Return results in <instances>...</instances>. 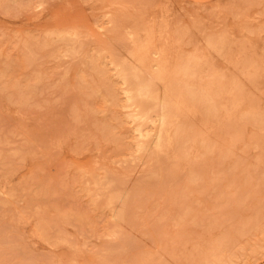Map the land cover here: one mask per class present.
<instances>
[{
  "label": "rangeland",
  "instance_id": "obj_1",
  "mask_svg": "<svg viewBox=\"0 0 264 264\" xmlns=\"http://www.w3.org/2000/svg\"><path fill=\"white\" fill-rule=\"evenodd\" d=\"M263 3L0 0V264H264Z\"/></svg>",
  "mask_w": 264,
  "mask_h": 264
},
{
  "label": "bare ground",
  "instance_id": "obj_2",
  "mask_svg": "<svg viewBox=\"0 0 264 264\" xmlns=\"http://www.w3.org/2000/svg\"><path fill=\"white\" fill-rule=\"evenodd\" d=\"M157 1H158V0H157ZM216 2H217V1H216ZM243 2H244V1H243ZM150 3H151V2H150ZM148 4H149V3H148ZM263 4H264V3H263ZM150 5H151V4H150ZM236 14H238V13H236ZM245 14H246V13H245ZM191 20H192V19H191ZM241 20H242V19H241ZM177 21H178V20H177ZM165 23H166V22H165ZM165 23H164V25H165ZM179 23H180V22H179ZM159 24H160V23H159ZM166 25H168V24H166ZM147 26H148V25H147ZM161 27H163V26H161ZM166 27H167V26H166ZM175 28H176V27H175ZM146 29H147V27H146ZM144 30H145V29H144ZM160 30H161V28H160ZM66 32H67V31H66ZM54 33H56L57 35H60V34L62 33V31L58 30V31H55ZM72 33H73V32H72ZM56 34H55V35H56ZM150 35H151V33H150ZM54 37H55V36H54ZM59 38H60V37H59ZM55 40H56V39H55ZM179 41H180V40H179ZM241 41H242V40H241ZM68 43H69V42H68ZM75 43H76V42H75ZM181 43H182V42H181ZM167 44H168V43H167ZM250 45H251V44H250ZM157 46H158V45H157ZM60 47H61V46H60ZM152 47H153V46H152ZM158 47L160 48L161 46L159 45ZM62 48H63V47H62ZM143 48H144V47H143ZM159 48H158V50H159ZM148 49H149V47H148ZM58 51H59V50H58ZM63 51H64V50H63ZM63 51H62V52H63ZM135 51H136V50H135ZM137 51H138V50H137ZM144 51H145V50H144ZM160 51H161V50H160ZM147 52H148V51H147ZM56 53H57V52H56ZM64 53H65V52H64ZM145 53H146V52H145ZM71 54H72V53H71ZM71 54H70V55H71ZM142 54H143V53H142ZM72 55H73V54H72ZM145 55H146V54H145ZM157 55H158V54H157ZM67 56H69V55H67ZM70 57H71V56H70ZM142 57H143V56H142ZM147 58H148V57H147ZM85 59H86V58H85ZM138 59H139V58H138ZM145 59H146V58H145ZM143 60H144V58H143ZM160 60H161V59H160ZM139 61H140V60H139ZM136 62H137V61H136ZM140 62H141V61H140ZM143 62H144V61H143ZM134 63H135V61H134ZM136 64H137V63H136ZM139 64H140V63H139ZM154 64H155V63H154ZM162 64H163V63H162ZM142 65H143V63L140 64L139 66H136V67H139V68H140V66H142ZM157 65H158V63H157ZM157 65H156V66H157ZM121 66H122V65H121ZM143 66H144V65H143ZM143 66H142V67H143ZM118 67H120V66H118ZM131 67H134V66H130V68H131ZM144 67L147 68L146 66H144ZM159 67H161V66H159ZM134 68H135V67H134ZM145 68H141V70L143 69L144 71H146ZM118 69H119V68H118ZM123 69H126V67L124 66ZM123 69H120V70H122L123 73H125L126 70H125V72H124ZM135 69H136V68H135ZM147 69H148V68H147ZM111 70H112V69H111ZM120 70H119V71H120ZM143 70H142V72H143ZM134 71H136L137 73L139 72V70H137V69H136V70H134V69L132 70V72H134ZM80 72H81V69H80ZM159 72H160V70H159ZM121 75H122V73L120 74V76H121ZM133 75H134V73H133ZM122 76H123V75H122ZM127 76H128V75H126V77H127ZM130 76H132V75H130ZM135 76H136V77H135ZM134 77L137 78L138 76L135 74ZM104 78H105V77H104ZM118 78H119V77H118ZM124 78H125V77H124ZM124 78H123V79H124ZM130 78H131V77H130ZM135 78H133V80H134ZM168 78H169V77H168ZM96 79H97V78H96ZM123 79H122V80H123ZM125 79H127V81H128L129 78H125ZM125 79H124V80H125ZM101 80H102V79H101ZM129 80H130V79H129ZM125 81H126V80H125ZM127 81H126V82H127ZM130 81H132V80H130ZM103 82H104V81H103ZM142 82H143V81H142ZM156 82H157V81H156ZM193 82H194V81H193ZM107 83H109V82H107ZM121 83H122V82H121ZM130 83H131V82H129V85H128V86H130ZM132 83H133V82H132ZM159 83L161 84L160 81L158 82V84H159ZM194 83H195V82H194ZM199 83H200V82H199ZM215 83H216V82H215ZM105 84H106V83H105ZM112 84H113V83H112ZM126 84H127V83H126ZM138 84H139V83H138ZM138 84H136V87H138V88H142V87L139 86ZM148 84H149V83H148ZM160 84H159V87H160ZM131 85H132V84H131ZM165 85H166V84H165ZM168 85H169V84H168ZM169 86H171V85H169ZM173 86H174V85H173ZM207 86H208V85H207ZM238 86H239V85H238ZM108 87H109V86H108ZM156 87H158V85L155 86V88H156ZM202 87H203V86H202ZM105 88H107V87L105 86ZM96 89H97V88H96ZM111 89H112V88H111ZM114 89H115V88H114ZM131 89H132V88H131ZM131 89H130V90H131ZM133 89H135V88H133ZM133 89H132V90H133ZM152 89H153V88H152ZM138 90H139V89H138ZM141 90H142V89H141ZM157 90H158V88L156 89V92H157ZM160 90H161V87H160ZM205 90H206V89H205ZM231 90H232V89H231ZM114 91H115V90H114ZM165 91H167V90H165ZM177 91H178V90H177ZM232 91H233V90H232ZM121 92H122V91H121ZM124 92H125V91H124ZM132 92L134 93V91H132ZM152 92H153V91H151V93H152ZM154 92H155V91H154ZM154 92H153V94L156 93V92H155V93H154ZM159 92H161V91H159ZM163 92H164V91H163ZM228 92H229V91H228ZM256 92H257V91H256ZM116 93H117V92H116ZM116 93H114V94H116ZM129 93H131V92H129ZM137 93H138V92H137ZM151 93L149 92L150 95H151ZM157 93H158V92H157ZM123 94H124V93H123ZM127 94H128V93H127ZM135 94H136V93H135ZM163 94H164V93H163ZM178 94H179V93H178ZM233 94H234V92H233ZM121 95H122V94H121ZM144 95H145V94H144ZM159 95L161 96V94H159ZM166 95H167V94H166ZM255 95H256V93H255ZM152 96H153V95H152ZM155 96H156V97H155ZM180 96H181V95H180ZM180 96H179V97H180ZM114 97H115V96H113V98H114ZM125 97H126V96H125ZM131 97H132V96H131ZM149 97H150V96H149ZM154 97H155V98H158L159 96L157 97V94H155ZM161 97H162V100H164V99H163L164 96H161ZM173 97H174V96H173ZM181 97H182V96H181ZM254 97H255V96H254ZM256 97H257V95H256ZM115 98H116V97H115ZM120 98H121V97H120ZM122 98H123V96H122ZM155 98H154V100H155ZM165 98H166V97H165ZM183 98H184V97H183ZM239 98H240V97H239ZM250 98H252V97H250ZM159 99H160V98H159ZM108 100H109V99H108ZM108 100H107V101H108ZM116 100H117V99H116ZM124 100H126V99H124ZM128 100H129V99H128ZM130 100H131V99H130ZM133 100H134V99H133ZM133 100H132V101H133ZM172 100H173V99H172ZM241 100H242V99H241ZM246 100H247V99H246ZM250 100H251V99H250ZM252 100H253V98H252ZM254 100H255V99H254ZM254 100H253V103H254ZM165 101H166V100H165ZM175 101H176V100H175ZM175 101H174V102H175ZM244 101H245V100H244ZM256 101H261V100H257V99H256ZM181 102H182V101H181ZM194 102H195V101H194ZM250 102H252V101H250ZM133 103H134V102H133ZM133 103H132V104H133ZM157 103H158V101H157ZM168 103L171 104V102H169V100L167 101V104H168ZM224 103H225V102H224ZM241 103H242V102H241ZM246 103H247V102H246ZM120 104H121V103H120ZM122 104H123V103H122ZM182 104H183V103H181V106H183ZM187 104H190V103H187ZM137 105H138L139 109H138V111L135 113V116H137V115H140V116H141V115H147V113H148V109H149V111H150V105H149L146 101L139 100L138 103H137ZM171 105H172V104H171ZM175 105H176V104H175ZM175 105H174V107H176ZM192 105H193V104H192ZM192 105H191V106H192ZM239 105H240V104H239ZM242 105H243V104H242ZM224 106H225V105H224ZM233 106H234V105H233ZM257 106H258V104H257ZM174 107H173V108H174ZM178 107H179V105H178ZM178 107H177V108H178ZM183 107H184V106H183ZM192 107H193V106H192ZM185 108H186V107H185ZM185 108H182V109L184 110ZM188 108H189V107H188ZM194 108H195V107H194ZM245 108H246V107H245ZM245 108H243V110H244ZM127 109H129V108H127ZM175 109H176V108H175ZM176 110H177V109H176ZM178 110H180V108H179ZM178 110H177V113H178V112L180 113V111H178ZM186 110L189 111L190 109H189V110L186 109ZM193 110H195V109H193ZM197 110H198V109H197ZM135 111H136V110H135ZM135 111H134V112H135ZM184 111H185V110H184ZM241 111H242V110H241ZM246 111H247V110H246ZM256 111H257V110H256ZM134 112H132V113H134ZM157 112H158V111H157ZM185 112H186V111H185ZM230 112H232V111H230ZM149 113H150V112H149ZM153 113H154V112H153ZM186 113H187V112H186ZM189 113H190V111H189L187 114H189ZM199 113H200V112H199ZM222 113H223V111L221 112V114H222ZM154 114H155V113H154ZM180 114L182 115V112H181ZM260 114H262V113H260ZM163 115H164V114H163ZM178 115H179V114H178ZM181 115H180V116H181ZM197 115H199V114H197ZM201 115H202V114H200V116H201ZM230 115H231V114H230ZM258 115H259V114H258ZM152 116H153V115H152ZM155 116L159 117V122L161 123L162 120H161V116H159V113H156ZM202 116H203V115H202ZM226 116H227V115H226ZM228 116H229V115H228ZM168 117H169V115H168ZM223 117H224V116H223ZM260 117H261V116H260ZM133 118H134V116H133ZM165 118H166V117H165ZM171 118L173 119L174 117L171 116ZM184 118H185V117H184ZM199 118H200V117H199ZM203 118H204V117H203ZM203 118H202V119H203ZM220 118H221V117H220ZM228 118H229V117H228ZM262 118H263V117H262ZM262 118H261V119H262ZM157 119H158V118H157ZM167 119H169V118H167ZM177 119H178V117H177ZM185 119H186V118H185ZM185 119H183V120H185ZM187 119H188V118H187ZM206 119H207V118H206ZM223 119H224V118H223ZM131 120H132V119H131ZM181 120H182V119H181ZM211 120H212V119H211ZM211 120H210V121H211ZM221 120H222V119H221ZM227 120H228V119H227ZM145 121H146V120H145ZM228 121H229V120H228ZM228 121H227V124H228ZM238 121H239V120H238ZM244 121H245V119H244ZM159 122H158V123H159ZM165 122H167V121H165ZM183 122H184V121H183ZM201 122H202V120H201ZM212 122H213V121H212ZM212 122H210V123L212 124ZM219 122H220V121H219ZM225 122H226V121H224V123H225ZM190 123H191V121H190ZM192 123H193V122H192ZM204 123H205V122H204ZM206 123H207V121H206ZM206 123H205V124H206ZM208 123H209V122H208ZM213 123H215V122H213ZM234 123H235V122H234ZM239 123H240V122H239ZM239 123L237 122L236 124H239ZM249 123H250V122H249ZM149 124H150V123H149ZM151 124H152V123H151ZM205 124H204V125H205ZM250 124H251V123H250ZM153 125H154V123H153ZM156 125H157V124H156ZM194 125H196V127H197V124H193V128H195ZM204 125H203V128L206 126V125H205V126H204ZM215 125H216V124H215ZM217 125H219V124H217ZM222 125H223V123H222ZM224 125H226V124H224ZM258 125H259V124H258ZM261 125H262V124H261ZM148 126H149V125H148ZM139 127H140V126H139ZM198 127H199V125H198ZM209 127H211V126H209ZM237 127H240V125L237 126ZM262 127H263V126H262ZM199 128H202V127L200 126ZM199 128H198V129H199ZM241 128H242V127H241ZM241 128H240V129H241ZM146 129H147V128H146ZM152 129H153V128H152ZM198 129H197V130H198ZM260 129H261V128H260ZM260 129H259V130H260ZM263 129H264V128H263ZM158 130H159V129H158ZM193 130H194V129H193ZM204 130H205V128H204ZM207 130H208V128H207ZM212 130H213V129H212ZM221 130H222V129H221ZM225 130H226V129H225V127H224V131H225ZM236 130H238V129H236ZM257 130H258V128H257ZM259 130H258V131H259ZM144 131H145V129H144ZM147 131H148V130H147ZM164 131H165V130H164ZM194 131H196V130H194ZM201 131H202V132H205V131H203V130H201ZM214 131L216 132L217 130H214ZM227 131H228V130H227ZM227 131H226V133H227ZM139 132H140V131H139ZM196 132L199 134L200 131H196ZM196 132H195V133H196ZM222 132H223V131H222ZM222 132H221V133H222ZM141 133H142V132H141ZM144 133H145V132H144ZM153 133H154V132H153ZM153 133H152V136H154V137L148 138L145 142L142 143L141 146H143V148H145L144 146H146V145L148 146V144H149V145H150V144H153V145H154V144H157V142L161 139V138H160V137H161V135H160V130H159V132H157V134L154 133L155 135H154ZM161 133H162V132H161ZM167 133H168V132H167ZM171 133H172V132H171ZM234 133H235V132H234ZM236 133H237V131H236ZM137 134H139V133H137ZM204 134H205V133H204ZM219 134H220V133H219ZM239 134H240V133H238V135H239ZM241 134H242V132H241ZM241 134H240V135H241ZM263 134H264V133H263ZM196 135H197V134H196ZM209 135H210V134H209ZM212 135H213V134H212ZM226 135H228V133H227ZM259 135H260V134H259ZM138 136H139V135H138ZM138 136H137V137H138ZM143 136H144V135H143ZM194 136H195V135H194ZM233 136H234V135H233ZM233 136H232V137H233ZM250 136H251V135H250ZM255 136H256V135H255ZM261 136H262V135H261ZM148 137H149V136H148ZM197 137H198V135H197ZM216 137H217V135H216ZM216 137H215V138H216ZM146 138H147V137H146ZM209 138H210V137H209ZM235 138H236V137H235ZM218 139H219V137H218ZM227 139H229V138L227 137ZM236 139H237V138H236ZM242 139H243V138H241V140H242ZM254 139H255V138H254ZM194 140H195V139H194ZM196 140H197V139H196ZM199 140H200V139H199ZM210 140H211V139H210ZM231 140H232V139H231ZM231 140H229V141H231ZM248 140H249V139H248ZM161 141H163V140H161ZM217 141H218V140H217ZM159 142H160V141H159ZM166 142H167V140H166ZM231 142H235V141H231ZM222 143H223V142H222ZM224 143H225V142H224ZM131 144H132V143H131ZM167 144H168V143H167ZM171 144H172V143H171ZM207 144H208V143H207ZM134 145H135V144H134ZM223 145H224V144H223ZM150 146H151V145H150ZM156 146H157V145H156ZM158 146H161V145H158ZM158 146H157V147H158ZM165 146H166V145H165ZM215 146H216V145H215ZM232 146L234 147V145H232ZM138 147H139V146H138ZM151 147H152V146H151ZM154 147H155V146H154ZM135 148H136V147H135ZM149 148H150V147H149ZM152 148H153V147H152ZM159 148H161V147H159ZM162 148H164V147H162ZM162 148H161V150H162ZM215 148H216V147H215ZM193 149H194V148H193ZM224 149H225V148H224ZM132 150H133V148H132ZM151 150H152V149H151ZM156 150H158V149H156ZM167 150H168V149H167ZM189 150H190V149H189ZM138 151H139V150H138ZM141 151H143V150H141ZM146 151H147V150H146ZM154 151H155V149H154ZM186 151H187V150H186ZM190 151H191V150H190ZM131 152H132V151H131ZM161 152H163V151H161ZM161 152H160V154H163V153H161ZM166 152H168V151H166ZM170 152H171V151H170ZM173 152H174V151H173ZM204 152H205V151H204ZM219 152H220V151H219ZM143 153H145V152H143ZM155 153H157V152H155ZM165 154H166V153H164L163 156H164ZM189 154H190V153H189ZM189 154H188V156H189ZM166 155H167V154H166ZM190 155H191V154H190ZM218 155H219V154H218ZM163 156H162V158H163ZM170 156H171V155H170ZM176 156H177V155H176ZM186 156H187V155H186ZM195 156H196V155H195ZM164 157H165V156H164ZM174 157H175V156H174ZM216 157H218V156H216ZM194 158H195V157H194ZM152 159H153V158H152ZM163 159H164V158H163ZM178 159H179V157H178ZM203 159H205V158H203ZM147 160H148V159H147ZM165 160H166V158H165ZM174 160H175V158H174ZM176 160H177V159H176ZM155 161H156V160H155ZM171 161H172V160H171ZM189 161H190V159H189ZM184 162L186 163V161H184ZM236 162H237V161H236ZM189 163H190V162H189ZM194 164H196V162H195ZM237 165H238V164H237ZM188 166H189V165H188ZM241 166H242V165H241ZM159 167H160V166H159ZM191 167H192V166H191ZM202 167H203V166H202ZM161 168H162V167H161ZM161 168H160V169H161ZM189 168H190V167H189ZM189 168H188V169H189ZM160 169H159V170H160ZM185 169H186V168H185ZM192 169H193V168H192ZM258 170H259V169H258ZM191 171L193 172V170H191ZM188 172H189V171H188ZM192 172H191V173H192ZM205 172H206V171H205ZM203 174H204V172H203ZM189 175H190V174H189ZM162 177H163V176H162ZM191 178H192V177H191ZM160 179H161V178H160ZM188 179H189V178H188ZM186 180H187V179H186ZM162 182H163V181H162ZM162 182H161V183H162ZM100 183H101V182H100ZM143 183H144V182H143ZM163 183H164V182H163ZM103 184H104V183H103ZM167 185H168V184H167ZM110 187H111V186H110ZM163 187H164V186H163ZM163 187L161 188L162 191H163ZM170 187H171V185H170ZM189 187H190V186H189ZM112 189H114V187H113ZM116 189H117V188H116ZM117 190H118V189H117ZM157 190H158V189H157ZM159 190H160V189H159ZM94 191H95V190H94ZM162 191H161V192H162ZM136 193H137V192H136ZM105 196H106V195H105ZM120 201H121V200H120ZM161 203H163V202H161ZM157 206H158V205H157ZM157 209H158V208H157ZM157 209H156V210H157ZM186 211H187V210H186ZM126 212H127V211H126ZM146 214H147V213H146ZM148 215H149V213H148ZM189 215H190V214H189ZM145 216H146V215H145ZM153 216H154V215H153ZM151 217H152V216H151ZM151 217H150V218H151ZM127 220H128V219H127ZM162 225H163V224H162ZM177 225H178V224H177ZM158 226H159V225H158ZM161 227H163V226H161ZM160 229H161V228H160ZM126 236H127V235H126ZM133 237H135V236H133ZM137 237H138V236H137ZM196 243H197V242H196ZM216 250H217V249H216ZM211 251H212V250H211ZM213 251H214V250H213ZM217 253H218V251H217ZM170 254H171V253H170ZM222 254H224V253H222ZM164 255H165V254H164ZM167 255H168V254H167ZM165 256H166V255H165ZM211 256H212V255H211ZM219 260H220V259H219ZM212 261H213V260H212ZM219 262H220V261H219ZM173 264H174V263H173ZM214 264H215V263H214Z\"/></svg>",
  "mask_w": 264,
  "mask_h": 264
},
{
  "label": "crops",
  "instance_id": "obj_3",
  "mask_svg": "<svg viewBox=\"0 0 264 264\" xmlns=\"http://www.w3.org/2000/svg\"><path fill=\"white\" fill-rule=\"evenodd\" d=\"M187 1L192 2V3L204 4V3H208L212 0H187Z\"/></svg>",
  "mask_w": 264,
  "mask_h": 264
}]
</instances>
